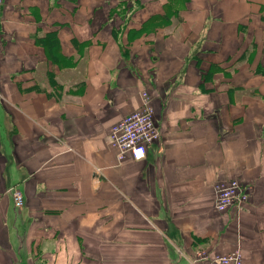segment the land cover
Listing matches in <instances>:
<instances>
[{
  "label": "crops",
  "instance_id": "obj_1",
  "mask_svg": "<svg viewBox=\"0 0 264 264\" xmlns=\"http://www.w3.org/2000/svg\"><path fill=\"white\" fill-rule=\"evenodd\" d=\"M50 31L55 54L36 41ZM143 91L160 136L119 162L109 129ZM232 178L248 198L219 211ZM237 247L264 264V0H3L0 264Z\"/></svg>",
  "mask_w": 264,
  "mask_h": 264
},
{
  "label": "built area",
  "instance_id": "obj_2",
  "mask_svg": "<svg viewBox=\"0 0 264 264\" xmlns=\"http://www.w3.org/2000/svg\"><path fill=\"white\" fill-rule=\"evenodd\" d=\"M3 0H0V18ZM160 130L153 117L150 95L141 92V101L137 108L125 114L111 125L108 143L115 151L120 162L129 154L134 159L145 156L147 147L157 140ZM16 208L23 204V193L16 186L9 188ZM215 208L226 211L231 207H241L248 198L247 187L238 179L219 181L216 185ZM194 264H241L242 254L239 247L227 253H209L199 249L192 256Z\"/></svg>",
  "mask_w": 264,
  "mask_h": 264
},
{
  "label": "trees",
  "instance_id": "obj_3",
  "mask_svg": "<svg viewBox=\"0 0 264 264\" xmlns=\"http://www.w3.org/2000/svg\"><path fill=\"white\" fill-rule=\"evenodd\" d=\"M36 41L40 43L49 54H55V51H58V39L54 31L46 32L44 34L38 33ZM49 78L52 79L51 75H49Z\"/></svg>",
  "mask_w": 264,
  "mask_h": 264
}]
</instances>
